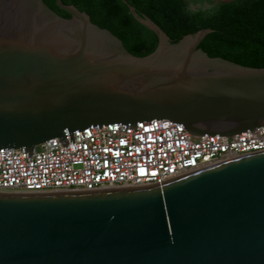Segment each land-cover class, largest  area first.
<instances>
[{
    "label": "water",
    "instance_id": "1",
    "mask_svg": "<svg viewBox=\"0 0 264 264\" xmlns=\"http://www.w3.org/2000/svg\"><path fill=\"white\" fill-rule=\"evenodd\" d=\"M0 0V149L106 124L166 119L227 139L264 126V65L201 48L206 25L129 54L72 2ZM0 264H264V151L165 181L96 191H0Z\"/></svg>",
    "mask_w": 264,
    "mask_h": 264
},
{
    "label": "built area",
    "instance_id": "2",
    "mask_svg": "<svg viewBox=\"0 0 264 264\" xmlns=\"http://www.w3.org/2000/svg\"><path fill=\"white\" fill-rule=\"evenodd\" d=\"M87 128L23 149H0V191H96L134 188L264 151V126L221 136H191L166 119Z\"/></svg>",
    "mask_w": 264,
    "mask_h": 264
},
{
    "label": "trees",
    "instance_id": "3",
    "mask_svg": "<svg viewBox=\"0 0 264 264\" xmlns=\"http://www.w3.org/2000/svg\"><path fill=\"white\" fill-rule=\"evenodd\" d=\"M43 1L60 17H69L54 0ZM64 1L72 2L95 24L108 27L129 54L147 55L155 48L154 34L131 17L124 0ZM132 1L172 38L210 25L224 31H211L201 48L243 64L264 65V0H218L196 10L189 9L188 0Z\"/></svg>",
    "mask_w": 264,
    "mask_h": 264
},
{
    "label": "rangeland",
    "instance_id": "4",
    "mask_svg": "<svg viewBox=\"0 0 264 264\" xmlns=\"http://www.w3.org/2000/svg\"><path fill=\"white\" fill-rule=\"evenodd\" d=\"M216 1L218 0H188V7L190 10L206 9Z\"/></svg>",
    "mask_w": 264,
    "mask_h": 264
}]
</instances>
